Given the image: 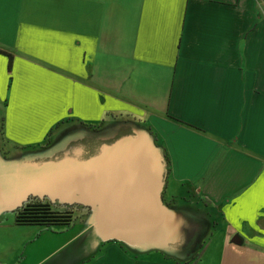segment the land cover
Instances as JSON below:
<instances>
[{"label":"crops","instance_id":"crops-1","mask_svg":"<svg viewBox=\"0 0 264 264\" xmlns=\"http://www.w3.org/2000/svg\"><path fill=\"white\" fill-rule=\"evenodd\" d=\"M1 126L0 217L79 212L3 225L1 264H264V0H0ZM128 151L154 161L160 212L113 215L151 217L142 232L85 193Z\"/></svg>","mask_w":264,"mask_h":264},{"label":"water","instance_id":"water-1","mask_svg":"<svg viewBox=\"0 0 264 264\" xmlns=\"http://www.w3.org/2000/svg\"><path fill=\"white\" fill-rule=\"evenodd\" d=\"M112 169H122L123 173L117 177L106 176ZM154 169V161L147 153L131 151L96 167V171L93 172L95 177L93 187L85 189V193H89L91 199L104 207L109 227L116 231L137 232L151 227L153 224L151 217L142 219L141 216H131L134 219H126L128 216H124L127 221H120L116 219L119 216H114L113 213L133 212L134 209L145 212L156 208V213L160 212L158 181Z\"/></svg>","mask_w":264,"mask_h":264},{"label":"trees","instance_id":"trees-1","mask_svg":"<svg viewBox=\"0 0 264 264\" xmlns=\"http://www.w3.org/2000/svg\"><path fill=\"white\" fill-rule=\"evenodd\" d=\"M7 56L11 59L10 55ZM0 129L2 130L3 127L1 126ZM14 214V223L17 226H36L55 230L67 229L74 222L71 210H54L51 203L46 201H28L17 208Z\"/></svg>","mask_w":264,"mask_h":264},{"label":"rangeland","instance_id":"rangeland-1","mask_svg":"<svg viewBox=\"0 0 264 264\" xmlns=\"http://www.w3.org/2000/svg\"><path fill=\"white\" fill-rule=\"evenodd\" d=\"M0 132L2 134V135L0 134L1 137L4 139L3 129L2 130L0 129ZM53 136L61 137L59 140L54 142V144H53L54 146H56V144L57 145L63 144V146H66L68 144V143H66L67 140H69V138L71 137V132L67 128H60L57 130L54 129L51 137H53ZM68 146H71V145L69 144ZM95 147H96L97 153L101 152L104 149V145L98 141L95 142ZM9 152H11V146H10V143H8L7 140L5 139L4 141H1V143H0V173H1L2 169H8L11 166L10 159H8V157L10 156V154L12 152L11 153H9ZM7 183H8L7 177H0V187H5V185ZM51 205H52L54 210H61V209H59L60 207H58L55 203H53ZM66 208H67V210L72 211V209L70 207H66ZM14 212L9 211V209H8L6 212H4L3 216L0 217V252L1 253L6 252L7 246H8V244H7L8 243V239H7L8 229L5 228L3 225H6V227H8L7 226L8 224H10V225L14 224V215H15ZM78 214H79V212L77 210H74V212H73L74 221L77 219ZM17 227H19V229L41 228V227H36V226H17ZM1 257H3V256H1V254H0V264L2 262ZM5 261L7 262V264H9L7 260H5Z\"/></svg>","mask_w":264,"mask_h":264},{"label":"snow or ice","instance_id":"snow-or-ice-1","mask_svg":"<svg viewBox=\"0 0 264 264\" xmlns=\"http://www.w3.org/2000/svg\"><path fill=\"white\" fill-rule=\"evenodd\" d=\"M69 264H71V262H69Z\"/></svg>","mask_w":264,"mask_h":264}]
</instances>
